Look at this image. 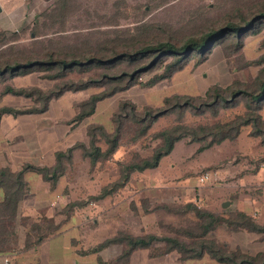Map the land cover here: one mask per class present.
<instances>
[{"label": "rangeland", "instance_id": "rangeland-1", "mask_svg": "<svg viewBox=\"0 0 264 264\" xmlns=\"http://www.w3.org/2000/svg\"><path fill=\"white\" fill-rule=\"evenodd\" d=\"M46 1V0H45ZM56 0H47L42 6L30 8L24 23L4 32L8 43L0 45L9 54L30 47V30L34 18L50 7ZM160 0H75L76 9L65 18V31L56 36L58 46L66 44L74 32L86 34L92 30L110 28H128L132 30L139 21L163 22L178 27L179 22L188 18L187 14L197 6L212 4L214 0H174L167 5H157ZM150 6V9H149ZM124 10V16L118 18V25H107L106 20L114 12ZM35 13H38L34 16ZM7 19V17H6ZM4 19V20H6ZM3 21L0 18V23ZM50 33V31H47ZM50 35V34H49ZM52 38H55L54 36ZM264 29L245 39L240 51V64L244 60L257 59L264 53L261 43ZM67 41V42H66ZM65 42V43H64ZM10 47V49H8ZM10 55V56H11ZM232 64V65H231ZM231 66L226 62L222 49L218 46L206 61L194 67L193 61L176 71L169 79L160 81L151 87L134 85L125 91L99 101L93 115L71 128L66 122L77 114L78 104L91 94L103 88L91 86L82 90L65 91L58 98L51 99L47 111L39 114H4L0 121V163L17 171L24 164H38L51 168L55 161L47 162L54 152L66 151L75 143L88 146L86 126L90 123L102 124L112 130L111 115L117 110L120 100H130L138 109L143 106L159 108L164 98L174 94L203 95L213 84L221 87L233 81L252 84L259 74L260 66L238 68L232 59ZM102 69L92 67L81 72L67 73L63 79H49L44 72L33 71L8 77L0 76V92L4 86L37 87L42 91L53 88L60 80H83L99 77ZM154 71L142 73L139 80L145 81ZM30 97L0 93V108L3 106L26 107L40 105ZM243 102L238 106L221 110L217 117L210 115L194 116L186 113L183 121L187 125L211 124L227 121L244 111ZM264 118V107L261 111ZM175 114L159 117L148 134L135 143L124 135L122 145L108 160L99 161L90 167L89 158L83 156L82 149L72 151L69 161L64 160L65 171L56 184L44 180L40 174L26 172L28 197L26 203H33L28 210L24 205L18 208L14 229L18 237L12 252L0 254V264H112L122 251L121 244H111L97 252H90L100 242L112 238L119 232L131 235L155 233L174 236L175 229L185 228L193 214L178 215L169 213L162 205H184L194 203L209 211L226 212L243 210L254 216L259 224H264V141L261 136L250 135V127H242L234 140H225L219 145L198 151L199 142H189L182 138L174 144L170 154L162 157L159 165L153 169L134 171L128 183L117 193L102 199H96L103 187L119 177V162H128L150 156L159 144L153 138L156 132L177 124ZM96 145L102 149L106 144L98 140ZM49 155V156H48ZM18 168V169H17ZM208 178L201 181V177ZM26 176V175H25ZM26 178V177H25ZM1 193V192H0ZM49 196V197H48ZM1 197V194H0ZM24 199V198H23ZM46 200H48L46 202ZM78 202L70 217H66L65 207L70 202ZM46 202V204H45ZM228 202L223 207L222 204ZM30 206V207H32ZM20 216H28L29 222L53 220L59 225L56 233L36 247L26 249L24 236L26 229L20 222ZM44 216V217H42ZM41 220V221H40ZM220 244L229 248L239 247L249 254L264 252V236L246 231L230 232L219 226L208 234ZM158 242L150 249H140L132 253L129 264H208L214 261L205 254L200 259L180 260L179 253L171 251L164 256L151 257ZM84 252V253H83Z\"/></svg>", "mask_w": 264, "mask_h": 264}, {"label": "trees", "instance_id": "trees-1", "mask_svg": "<svg viewBox=\"0 0 264 264\" xmlns=\"http://www.w3.org/2000/svg\"><path fill=\"white\" fill-rule=\"evenodd\" d=\"M74 1L56 0L34 18L30 30L32 44L30 47L16 49L18 52L15 55L9 54L13 47L10 52L0 50V76L3 77L7 73L8 77H14L33 71H45L44 77L55 80L63 79L70 72H81L95 67L102 69L99 77L78 81L60 80L46 92L37 87L4 86L0 92L3 95L11 93L30 97L41 101V104L26 107L3 106L0 108V120L4 114L43 113L47 111L51 99L58 98L68 90L102 87L101 91L91 94L78 104L77 114L66 122L74 128L93 115L99 101L134 85L154 86L169 79L191 60L194 67H197L206 61L218 46L229 65L232 59L238 68L264 64V53L257 59L244 60L237 64L240 62V51L245 39L264 29V0H214L212 4L197 6L176 28L171 27L166 21H139L132 30L110 28L92 30L86 34L74 32L72 37L67 39L70 42L66 41L63 46H58L62 41L57 40L56 36L65 31V18L76 9ZM171 1L174 0H160L157 5L164 6ZM123 14L124 10L114 12V15L106 20L107 25L117 26L118 18L126 17ZM53 36L55 38H52ZM8 42L1 31L0 45ZM261 43L264 46V39ZM154 70L148 79L139 80L142 73ZM241 102L244 111L227 121L197 125H187L183 121L186 113L217 117L221 110L236 107ZM263 107L264 66L260 68L252 84L235 80L225 87L210 85L203 95L174 94L165 97L164 104L159 108L143 106L138 109L130 100H120L117 110L110 118L111 131L99 123L88 124L86 126L88 146L75 143L66 151H55V164L51 168L30 163L24 164L17 171L11 170L9 166L0 167V254L12 252L17 245L18 237L14 224L19 213V203L28 194L25 178L28 170L37 172L44 180L54 185L65 171L64 160L71 159L74 149H82L83 156L89 158L90 167H94L97 162L113 157L122 145L124 135L129 134V141L135 143L148 134L159 117L175 114L177 124L153 134V138L159 140V144L150 156L140 159L136 156L135 160L118 163L119 177L102 188L96 197L102 199L123 188L134 171L156 168L162 157L170 154L174 144L182 138H189V142H199L198 151H202L225 140H234L242 127L249 126L250 135L261 136L264 141V118L261 114ZM98 140L106 144L105 149L96 145ZM77 205L81 204L75 201L66 205L67 218L72 215ZM162 207L173 214L192 213L193 219L188 221L187 227L175 229L174 236L155 233L131 235L119 232L112 238L100 242L90 252H97L111 244H121L122 251L112 264H129L134 251L150 249L154 244L161 242L162 245L154 249L151 257L164 256L176 251L180 260L200 259L207 254L214 261L208 264H264V252L245 253L239 247L231 249L208 237V234L219 226H224L230 232L246 231L264 236V224H259L257 219L247 212L209 211L191 202L182 206ZM29 220L28 216H20V222L26 229L24 236L26 249L38 246L59 228L53 220L42 218L41 223L39 220L34 222Z\"/></svg>", "mask_w": 264, "mask_h": 264}, {"label": "crops", "instance_id": "crops-1", "mask_svg": "<svg viewBox=\"0 0 264 264\" xmlns=\"http://www.w3.org/2000/svg\"><path fill=\"white\" fill-rule=\"evenodd\" d=\"M47 1L45 0H0V18L2 17L3 21L0 23V30H8L15 26H20L22 23H24V19L26 18V14L28 13L30 8H33L35 6H42ZM38 13H35L34 16H36ZM7 17V19H6ZM6 19V20H4ZM30 115V114H28ZM1 121V120H0ZM49 156V155H48ZM47 162L55 161L54 155H52L51 158H48L45 160ZM6 161L3 163H0V167H4ZM40 164V162L38 163ZM34 164V165H38ZM40 166V165H39ZM47 166V165H46ZM18 169V168H17ZM29 171V170H28ZM25 177L27 179V174L25 173ZM29 193L24 197V199L19 203L20 207L25 206L30 210L31 208H36V205L33 207V203L30 204V202L26 203V199L28 197ZM49 197V196H48ZM1 200V197H0ZM48 200H46L47 202ZM45 202V204H46ZM32 206V207H30Z\"/></svg>", "mask_w": 264, "mask_h": 264}, {"label": "built area", "instance_id": "built-area-1", "mask_svg": "<svg viewBox=\"0 0 264 264\" xmlns=\"http://www.w3.org/2000/svg\"><path fill=\"white\" fill-rule=\"evenodd\" d=\"M205 178L207 179V178H208V176H207V175H204L203 177H201V179H200V180H201V181H203Z\"/></svg>", "mask_w": 264, "mask_h": 264}, {"label": "water", "instance_id": "water-1", "mask_svg": "<svg viewBox=\"0 0 264 264\" xmlns=\"http://www.w3.org/2000/svg\"><path fill=\"white\" fill-rule=\"evenodd\" d=\"M227 205H228V202H224V203L222 204L223 207H225V206H227Z\"/></svg>", "mask_w": 264, "mask_h": 264}]
</instances>
